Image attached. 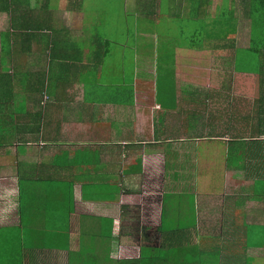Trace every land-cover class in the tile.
Masks as SVG:
<instances>
[{
  "label": "crops",
  "instance_id": "obj_1",
  "mask_svg": "<svg viewBox=\"0 0 264 264\" xmlns=\"http://www.w3.org/2000/svg\"><path fill=\"white\" fill-rule=\"evenodd\" d=\"M9 19L0 232L28 237L25 264L164 237L264 264V0H0Z\"/></svg>",
  "mask_w": 264,
  "mask_h": 264
},
{
  "label": "trees",
  "instance_id": "obj_2",
  "mask_svg": "<svg viewBox=\"0 0 264 264\" xmlns=\"http://www.w3.org/2000/svg\"><path fill=\"white\" fill-rule=\"evenodd\" d=\"M26 30L27 25L24 19H9L8 29L0 33V47L4 54L14 61H17L19 57H24L18 55L16 51L23 48L24 53ZM3 238V240L2 237L0 238V264H25L24 249H26V238L28 237L15 232V235ZM37 238L40 242L41 237L38 235ZM109 254V251H106V254H103V252L100 254L99 252L82 249L76 254V262L72 259L70 264H111ZM120 256V258L112 260L114 264H196L190 260L187 249L183 245L180 246L179 241L175 242L168 237L163 238L162 245L159 248L141 247L136 252L131 250L127 257L123 253Z\"/></svg>",
  "mask_w": 264,
  "mask_h": 264
},
{
  "label": "rangeland",
  "instance_id": "obj_3",
  "mask_svg": "<svg viewBox=\"0 0 264 264\" xmlns=\"http://www.w3.org/2000/svg\"><path fill=\"white\" fill-rule=\"evenodd\" d=\"M1 24H2L3 27H4V25L6 27L7 26V21L6 20H3ZM3 27H2V29H3ZM11 235L13 236V235H15V233H13V234L10 233L9 234V232H5V231L0 232V238L2 237V240L4 239L3 237H11ZM40 237H42V236H40ZM2 247H3V245H2ZM34 259H35V261H37L36 258H34ZM38 264H39V262H38Z\"/></svg>",
  "mask_w": 264,
  "mask_h": 264
}]
</instances>
